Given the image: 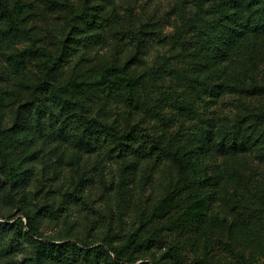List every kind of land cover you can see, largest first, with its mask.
<instances>
[{"label":"rangeland","instance_id":"rangeland-1","mask_svg":"<svg viewBox=\"0 0 264 264\" xmlns=\"http://www.w3.org/2000/svg\"><path fill=\"white\" fill-rule=\"evenodd\" d=\"M3 1L14 14L0 16V129L7 153L0 169V222H7L0 254L9 252L0 264H27L35 255V243L24 236L26 216L34 213L46 239L110 241L125 257H140L138 264H264V94L242 89L264 83V30L247 32L216 65L215 29L232 25L234 12L221 0ZM237 16L247 23L254 18L250 8ZM14 22L27 34H6ZM65 44L66 57L73 50L47 103L37 88ZM32 47L50 55L34 54L17 66L14 54ZM105 74L108 82L101 84ZM68 100L74 111L119 133L143 131L180 156L212 131L218 142L199 160L208 181L190 185L191 168L183 171L172 159L85 153L54 136L59 126L51 116ZM238 130L257 145L221 153V139ZM13 166L27 172L15 186L5 180ZM170 193L177 207L159 218L154 211ZM20 218L25 228L14 225ZM132 236L145 246L131 243Z\"/></svg>","mask_w":264,"mask_h":264},{"label":"trees","instance_id":"trees-1","mask_svg":"<svg viewBox=\"0 0 264 264\" xmlns=\"http://www.w3.org/2000/svg\"><path fill=\"white\" fill-rule=\"evenodd\" d=\"M224 5L231 6L234 12L231 13L228 18L232 19V25H225V31L219 32L218 28L215 29L217 37L215 39L214 55L212 57L213 63L218 65L222 63L224 57L227 54V47H234L240 38H243L247 32H258L264 30V0H221ZM244 8H250L253 10V19L250 22H245L242 18L238 17V13H242ZM14 12L9 8V4L3 0H0V16H10ZM6 34L18 37L20 34H27V31L21 29L16 22H14L11 29L5 31ZM0 36H4L0 34ZM146 42L142 39L140 43ZM140 43L138 44L140 47ZM73 49H71L72 52ZM66 51L68 52L67 45H64L62 52L55 57L50 63L47 64L48 71L38 86L37 91H40L43 96L46 97V102L51 103L54 101V97L51 94L50 86L55 82L58 73L62 71L67 60L71 54L66 57ZM41 52L42 55H40ZM37 56H49L50 53L44 47H32L29 51H21L15 53V64L22 66L27 58H32L33 55ZM210 64V65H214ZM218 70L221 74L227 72L226 68L218 66ZM108 82V77L105 74L101 80V84ZM116 82V81H115ZM73 84L82 86L79 81H73ZM117 83V82H116ZM115 83V84H116ZM136 82L129 81L130 86H133ZM244 91L251 92L252 94H264V83H259L254 80V83L250 87H243ZM28 103L20 106L17 113V123L22 119L24 113L22 107L28 106ZM72 103L68 100L67 103L62 105L60 114H52L51 121L55 126H59L54 136L64 138L74 144L77 148L85 153L92 152H105L108 155L118 158H133L142 156H149L155 158L157 161H165L172 159L175 164L186 171L188 169L194 174L190 179V185L203 186L208 181L207 172L200 173L201 158H204L208 152L211 151L213 144L217 143L216 136L212 131L204 138V144L198 145L195 149L186 151L182 156L176 152H172L166 149L161 144L156 142L151 135L145 134L143 131L133 129L127 133H119L118 129L110 124L101 122L96 118H90L85 111L80 110L76 112L72 109ZM0 129V169L5 166L7 159V153L3 148V141ZM220 137V136H219ZM257 145V140H253L250 135L242 134L241 130L231 133L228 136H224L221 139L219 150L221 153H227L229 149L232 150H246L252 146ZM261 157L264 158V147L259 148ZM4 165V166H3ZM27 171V170H26ZM27 172L21 170L18 166H13L8 171V177L5 180L15 186L19 179H25ZM21 179V180H24ZM177 207L174 195L170 193L168 197L157 207L154 214L159 218H164L170 215ZM198 209H202L201 203L197 204ZM39 213L33 215H27L26 228L24 236H27L35 243V255L28 258L27 264H138L140 257L132 254L129 257H125V250L118 249L110 241H103L98 245L79 244L71 239H66L62 242H57L54 239H46L40 235L38 230V216ZM6 221H10L11 217H7ZM22 219L14 223L16 226H22L20 224ZM7 222H0V251L2 250V244L6 239L3 227ZM131 243L138 244L144 247V243L138 242L137 239L132 236L130 238ZM8 251L2 252L0 255L7 256ZM140 264H160L158 261H144Z\"/></svg>","mask_w":264,"mask_h":264}]
</instances>
